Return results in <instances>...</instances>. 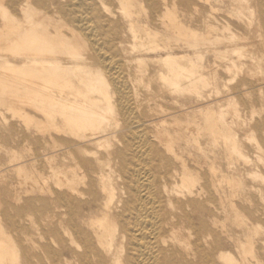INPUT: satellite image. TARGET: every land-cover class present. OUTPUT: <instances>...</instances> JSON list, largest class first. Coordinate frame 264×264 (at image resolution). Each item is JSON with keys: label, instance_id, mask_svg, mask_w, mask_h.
<instances>
[{"label": "bare ground", "instance_id": "bare-ground-1", "mask_svg": "<svg viewBox=\"0 0 264 264\" xmlns=\"http://www.w3.org/2000/svg\"><path fill=\"white\" fill-rule=\"evenodd\" d=\"M3 109L0 264H264V0H0Z\"/></svg>", "mask_w": 264, "mask_h": 264}, {"label": "rangeland", "instance_id": "rangeland-1", "mask_svg": "<svg viewBox=\"0 0 264 264\" xmlns=\"http://www.w3.org/2000/svg\"><path fill=\"white\" fill-rule=\"evenodd\" d=\"M4 114L6 116H10L11 113L8 111H5L4 109L0 111V114ZM3 125L2 123H0V130L3 129ZM2 168V169H1ZM1 171L3 172V174H5V179H1L0 180V198L2 199H8V193H11L14 189L16 190V188H18V191H22L19 187V181L17 176L12 172V169L10 168V166L6 163H3L0 165V173ZM5 172V173H4ZM23 199L21 200L20 204H23L25 199L32 197L31 195L28 196L25 193H22ZM9 200V199H8ZM38 205L40 204L39 202L37 203ZM33 218L35 219L36 223H28V233H30L31 236H33L35 238V240L43 243L46 241L45 238V230H44V225L42 222L39 221V218H41V216H37V215H32ZM46 229V228H45ZM55 248H57V246H55Z\"/></svg>", "mask_w": 264, "mask_h": 264}]
</instances>
